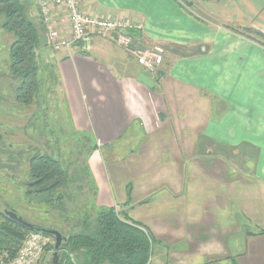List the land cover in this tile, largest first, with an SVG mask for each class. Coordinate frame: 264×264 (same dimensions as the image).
Returning <instances> with one entry per match:
<instances>
[{
  "label": "crops",
  "instance_id": "1",
  "mask_svg": "<svg viewBox=\"0 0 264 264\" xmlns=\"http://www.w3.org/2000/svg\"><path fill=\"white\" fill-rule=\"evenodd\" d=\"M190 5L80 0L81 13L141 24L134 45L163 49L157 77L113 37H90L83 54L53 52L42 34L51 53L36 58L58 127L89 139L91 206L147 231L148 264H264V44L234 31L264 35V0L200 1V16ZM55 22L68 36L65 14Z\"/></svg>",
  "mask_w": 264,
  "mask_h": 264
},
{
  "label": "rangeland",
  "instance_id": "2",
  "mask_svg": "<svg viewBox=\"0 0 264 264\" xmlns=\"http://www.w3.org/2000/svg\"><path fill=\"white\" fill-rule=\"evenodd\" d=\"M180 1L189 2L192 12L200 16L196 8L198 2L212 0ZM21 2L27 9L28 18L38 23L37 0ZM12 39V35L6 36L0 31V208L15 211L28 223L54 228L64 234L80 213L92 207V192L83 173L91 145L85 136H71L67 130L62 132L58 127V98L55 93L52 95L53 79L41 68L42 58L39 61L36 58L38 88L33 103L25 106L16 102L19 82L11 79L7 61V49ZM41 50L39 57L51 53L40 42L36 53ZM158 71L154 76L159 75ZM46 95L50 97L47 102ZM36 156H48L57 161L67 176V186L47 192L55 179L37 185L29 165ZM22 234L24 241L27 234ZM52 254L45 252L40 264H50Z\"/></svg>",
  "mask_w": 264,
  "mask_h": 264
},
{
  "label": "trees",
  "instance_id": "3",
  "mask_svg": "<svg viewBox=\"0 0 264 264\" xmlns=\"http://www.w3.org/2000/svg\"><path fill=\"white\" fill-rule=\"evenodd\" d=\"M0 31L13 37L7 49V61L11 79L19 82L15 100L19 104L30 105L38 88L36 49L44 34L42 25L28 18L21 0H0ZM234 31L252 36L264 44V35L258 32L249 29ZM29 165L37 185L55 179L47 192L67 186L65 172L57 161L48 156H36ZM84 167L83 173L88 179L85 164ZM89 187L92 189L90 183ZM7 211L16 213L11 209ZM62 211L66 213L65 209ZM21 232L30 233L7 218L0 208V264L8 263L16 255L23 242ZM62 235L67 240L58 250L59 264H148L153 244L142 226L107 208L91 207L80 213ZM47 251L53 252V246Z\"/></svg>",
  "mask_w": 264,
  "mask_h": 264
},
{
  "label": "built area",
  "instance_id": "4",
  "mask_svg": "<svg viewBox=\"0 0 264 264\" xmlns=\"http://www.w3.org/2000/svg\"><path fill=\"white\" fill-rule=\"evenodd\" d=\"M40 21L48 46L53 52L70 51L78 46L87 52L90 37L112 38L115 44L130 54L149 75L154 76L163 63V49L138 48L134 45L131 32L141 29V24L127 18L105 19L80 12V0H38ZM65 14L68 36L56 26L55 12ZM54 246L51 237L30 232L22 242L16 255L6 264H40L48 248Z\"/></svg>",
  "mask_w": 264,
  "mask_h": 264
},
{
  "label": "water",
  "instance_id": "5",
  "mask_svg": "<svg viewBox=\"0 0 264 264\" xmlns=\"http://www.w3.org/2000/svg\"><path fill=\"white\" fill-rule=\"evenodd\" d=\"M137 81L149 89H151L154 85V82L144 74L138 75ZM3 213L5 214L7 218L12 220L13 222H16L22 227L26 228L30 232L43 234V235L51 237L54 241V246H53V254H52V259H51L50 264H59L58 250L60 246L67 240L62 235L61 232H59L57 229H54V228H48V227L36 225L33 223H28L25 220H23L21 217L17 216V214L11 211L3 210Z\"/></svg>",
  "mask_w": 264,
  "mask_h": 264
}]
</instances>
